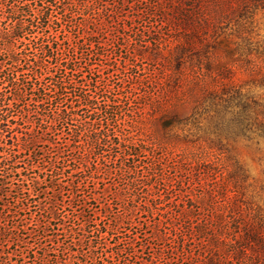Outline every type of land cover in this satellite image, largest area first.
Here are the masks:
<instances>
[{
    "label": "trees",
    "instance_id": "obj_1",
    "mask_svg": "<svg viewBox=\"0 0 264 264\" xmlns=\"http://www.w3.org/2000/svg\"><path fill=\"white\" fill-rule=\"evenodd\" d=\"M258 2L264 7V0H67L62 7L64 16L72 14L79 29L70 43L63 25L66 19L57 16L53 8L60 9L57 0H0V13H7L10 21L0 33V42L7 37L29 41L21 49L10 41L2 47L8 62L0 63V181L9 184L18 163L25 162L18 159L21 150L35 151L37 143L48 139L57 144L56 159L66 162V156L67 161H78V169L85 165L89 179L96 177L97 167L102 165L105 173L121 180L119 197H136L141 201L138 209L157 214L159 223L161 217L169 220L170 226L161 229L158 224L153 232L161 242L157 257L163 264L172 258L181 264H264V212L244 198L248 170L220 145L224 134L249 137L255 133L264 139V109L259 111L255 101L234 90L231 65L209 57L216 40L203 41L217 35L222 43L223 24L238 10ZM67 22L73 23V19ZM160 24L166 32L157 28ZM167 36L179 42L175 53L180 68L184 53L197 52L202 75L207 73L219 82L207 88L193 112L183 118L207 122L210 135V142L197 149L199 153L185 156V162L175 155L148 150L135 138L126 119L131 116L134 87L111 80L115 67L108 58L110 51L124 53L126 64L133 67L137 59L161 65L160 45ZM96 55L105 58L101 69L92 60ZM181 117L182 113L173 112L164 127L180 122ZM31 124L38 126L32 130ZM58 131L71 140L76 156L60 150ZM90 155H96L93 165L88 164ZM37 184L33 180V186ZM19 189L22 204L32 200L29 189ZM172 193L177 199L163 202L165 207L170 205L167 212L161 204L153 210L147 206L148 197L162 200ZM47 212L48 221L33 230L32 238L48 236V222L57 215L52 208ZM124 218L116 214L108 231ZM92 220L85 218L78 232L86 239L88 251H78L88 256L91 264H111L110 255L105 258L100 252L108 244L107 233L93 228ZM11 234L16 243L27 242L16 232ZM136 240L129 235L124 243H114L119 262L130 264L129 257L137 253ZM38 248L24 249L20 254L32 261L20 264H75L79 260L78 255L70 254L71 249L66 251L68 248L55 252L57 248L48 249L42 242ZM141 263L156 264L153 258Z\"/></svg>",
    "mask_w": 264,
    "mask_h": 264
},
{
    "label": "rangeland",
    "instance_id": "obj_2",
    "mask_svg": "<svg viewBox=\"0 0 264 264\" xmlns=\"http://www.w3.org/2000/svg\"><path fill=\"white\" fill-rule=\"evenodd\" d=\"M57 1L60 9L54 6L55 14L66 19L63 24L65 32L69 31V42L74 43L79 31L76 27V19L69 13L66 17L64 16L65 9L62 7L67 0ZM68 19L71 21L73 19V23H68ZM228 22V24H223L226 28L222 43L219 42L217 35L204 37V42L213 39L217 41L211 44L212 50L209 57L212 56L215 61H226L229 66L231 65L234 71L231 77L234 90H239L250 100L255 101L259 111L263 110L264 7L260 5V2L251 4L238 10ZM9 23L7 13H0V33ZM157 28L166 32V28L161 24ZM62 37L63 34L59 39L61 40ZM9 41L17 49L24 48L25 44L29 43L27 39L16 40L14 37L11 39L7 37L0 42V63L7 64L8 62L5 60L7 54L2 47ZM86 41L88 42V39ZM178 43V40L167 36L164 44L160 45L162 46L161 65L137 59V64L133 67L126 64L124 53L122 55L113 50L110 51L108 58L115 67L111 80L121 83L126 88L134 87L130 107L131 116H127L126 119L130 121L129 124L135 138L142 140L148 150L155 149L161 155H175L185 162V156L199 153L197 149H202L210 142V135L205 128L207 122L194 123L191 119L183 118L193 112L203 92L207 88L218 86L219 82L213 80L207 73L202 75L201 67L197 66L200 57V55L197 56V52L184 53L180 68L175 53ZM227 45L230 53L225 51ZM92 60L99 69L105 65V58L102 56H93ZM204 71H206L205 68ZM142 74L147 77V80L142 79L144 77ZM175 111L182 113L180 122L164 127L167 117ZM30 126L33 130L38 125L31 124ZM56 139L61 151L66 154L72 152L71 154L75 155V146L73 144L71 146V140L65 138L62 132L58 131ZM221 143L220 145H223L227 154L238 159L248 170V178L244 182L246 187L244 198L260 205V211L264 212V139L255 133L249 134V137L224 134ZM56 145L44 139L36 144L35 151L34 149L21 150L18 159L25 160V162L18 163V168L9 184L6 185V181H0V263L20 264L22 260L23 262L29 261V257L23 258L20 253L28 247L36 251L42 242L49 247L48 249L57 248L55 252L64 248H68L66 251L74 249V252L70 251V254L78 255L79 260H75V264H91L92 261L90 262L88 256L81 255V252L88 251V248L86 239L78 234L85 223L84 219L88 217L90 220L93 219L91 222L93 228L98 227L107 233L108 244L100 249V252L105 258V255H110L108 259L111 264H124L116 258L112 247L116 242L124 243L129 235L137 239L135 244L137 253L129 257L130 264H142V260L145 262L152 258L156 264H163L162 259L157 257L161 242L153 232L158 224L161 229L170 226L167 224L169 220L161 217L162 221L159 223V220L155 218L158 217L157 214L152 215L148 213L149 210L138 209L137 205L141 206L139 205L141 201L136 197V201L125 199L124 196L119 197L121 180L105 173L102 165H98L96 177L89 179L85 177L88 174L85 165H81L78 169L77 164L80 165L78 161H67L66 156V162L59 158L56 159ZM41 158L43 160H40ZM96 161V155H90L88 164L93 165ZM97 169L93 167V170ZM1 173L2 170H0V177ZM33 180L38 182L36 187L33 186ZM22 186L24 191L27 192V188L30 194L32 193V200H24L25 204L21 203L23 199L19 188ZM154 191L158 193L157 190ZM168 198L173 201L177 199L172 193L162 200L148 197L146 203L151 210L156 204H161L162 211L167 212L170 210V205L165 207L163 202ZM21 206L26 208V211L20 210ZM49 208L56 212L57 217L48 222V236L41 240L36 237L32 238L33 230L48 221ZM18 211L23 214H18ZM107 213L109 214L106 217ZM116 214H121L125 218L120 225L114 227V230L108 231L110 224L114 225L112 220ZM168 216L166 214V217ZM5 227L6 232H4ZM12 232H16V235L22 239L26 238L27 242L16 243ZM168 263L181 264L174 258Z\"/></svg>",
    "mask_w": 264,
    "mask_h": 264
}]
</instances>
